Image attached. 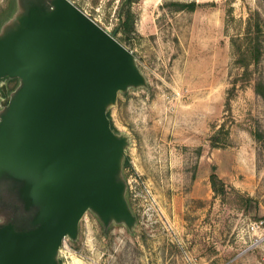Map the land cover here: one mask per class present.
<instances>
[{
    "label": "rangeland",
    "instance_id": "374dc122",
    "mask_svg": "<svg viewBox=\"0 0 264 264\" xmlns=\"http://www.w3.org/2000/svg\"><path fill=\"white\" fill-rule=\"evenodd\" d=\"M71 1L133 52L148 87L120 93L110 109L116 130L130 137L124 176L137 226L105 234L87 212L78 240H64L69 264H264V143L254 135L264 136V99L255 91L264 52L242 81L232 45L258 13L264 50V0H136L130 33L120 27L125 0ZM191 1L200 4L193 12L171 5ZM15 7L0 0V24ZM223 124L224 146L213 148ZM213 166L235 191L215 196ZM257 222L253 234L248 226Z\"/></svg>",
    "mask_w": 264,
    "mask_h": 264
},
{
    "label": "water",
    "instance_id": "95a60500",
    "mask_svg": "<svg viewBox=\"0 0 264 264\" xmlns=\"http://www.w3.org/2000/svg\"><path fill=\"white\" fill-rule=\"evenodd\" d=\"M12 11L0 28L3 91L18 80L0 111V264H60L87 212L105 234L137 226L124 176L130 137L108 112L148 81L115 33L71 0H16Z\"/></svg>",
    "mask_w": 264,
    "mask_h": 264
},
{
    "label": "trees",
    "instance_id": "16d2710c",
    "mask_svg": "<svg viewBox=\"0 0 264 264\" xmlns=\"http://www.w3.org/2000/svg\"><path fill=\"white\" fill-rule=\"evenodd\" d=\"M136 0H130V4ZM176 11H195L200 4L196 1L191 2H173L171 4ZM256 19H254V14H251L247 20V26L243 34L239 35L236 38L232 39V45L237 56L236 63L242 69V74L240 79L242 81H249L252 77L253 71L251 70L252 66H258L263 58V43L261 39L262 27H261V18L258 13H256ZM121 29L124 33H130L133 31L135 26L136 17L135 14L130 10V5L125 6L121 9ZM120 40V39H119ZM234 91V89H233ZM255 91L264 99V83L258 82L256 84ZM232 92L227 101V109L231 111V97ZM108 117L111 120V126L114 131L118 132L114 127L111 118V112H108ZM228 135V130H225V125L223 124L219 131L211 138V146L213 148H219L224 146L221 136H224V141ZM260 141L264 143V136L260 132L254 134ZM221 143L223 145H221ZM130 166V162L127 159L125 161V168ZM210 183L215 196L225 197L228 195V189L234 190V188H228V186L219 178L216 173V167H212V174L210 176ZM241 197V196H239ZM243 198V197H241ZM244 199V198H243ZM246 201H253V198L249 197Z\"/></svg>",
    "mask_w": 264,
    "mask_h": 264
},
{
    "label": "flooded vegetation",
    "instance_id": "af4514ba",
    "mask_svg": "<svg viewBox=\"0 0 264 264\" xmlns=\"http://www.w3.org/2000/svg\"><path fill=\"white\" fill-rule=\"evenodd\" d=\"M2 14H0V16H2ZM2 24H0V28ZM17 83H18V80H9L5 83V86L7 88V94L3 91V84L0 83V111L2 110V107H1L2 102L14 91V89L17 86ZM4 220H5V216L0 215V223L3 222Z\"/></svg>",
    "mask_w": 264,
    "mask_h": 264
},
{
    "label": "built area",
    "instance_id": "2783aa9c",
    "mask_svg": "<svg viewBox=\"0 0 264 264\" xmlns=\"http://www.w3.org/2000/svg\"><path fill=\"white\" fill-rule=\"evenodd\" d=\"M261 225H262V222H259V223L257 222L255 224L248 226V229L254 234L255 232L258 231ZM59 257H64L66 264H69V259L73 258L71 251L69 249L63 250V248L60 249ZM80 264H92V263L86 259H82Z\"/></svg>",
    "mask_w": 264,
    "mask_h": 264
}]
</instances>
